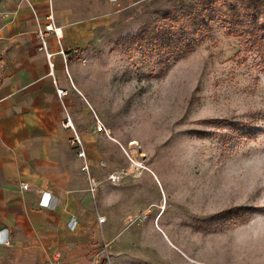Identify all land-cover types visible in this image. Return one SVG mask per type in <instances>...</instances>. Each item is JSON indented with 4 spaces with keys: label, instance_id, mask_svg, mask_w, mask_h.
I'll use <instances>...</instances> for the list:
<instances>
[{
    "label": "rangeland",
    "instance_id": "obj_1",
    "mask_svg": "<svg viewBox=\"0 0 264 264\" xmlns=\"http://www.w3.org/2000/svg\"><path fill=\"white\" fill-rule=\"evenodd\" d=\"M196 1L91 0L66 27L63 54L47 37L64 70L53 78L44 55L49 76L69 86L56 87L64 122L99 183L53 264H264L261 43L219 16L189 49L137 40L164 10ZM96 214L106 220L94 230Z\"/></svg>",
    "mask_w": 264,
    "mask_h": 264
},
{
    "label": "crops",
    "instance_id": "obj_2",
    "mask_svg": "<svg viewBox=\"0 0 264 264\" xmlns=\"http://www.w3.org/2000/svg\"><path fill=\"white\" fill-rule=\"evenodd\" d=\"M90 3L0 0V229L9 228L12 241L11 247L0 246V264H53L51 256L61 249L69 218L74 216L77 228H82L79 204L92 199L73 142L74 132L63 126L65 113L56 97V87L69 86L66 80L59 85L49 76L36 37L51 13L62 40L66 27L76 22L77 11L87 10ZM52 41L57 43L54 35ZM56 51L57 46L51 52ZM55 59L53 78L56 70H63L58 56ZM84 152L90 170L86 149ZM42 191L56 198L53 209L39 207ZM98 216L102 215L96 214L94 230L101 225ZM75 248L82 251L86 245ZM62 264L73 261L66 259Z\"/></svg>",
    "mask_w": 264,
    "mask_h": 264
},
{
    "label": "trees",
    "instance_id": "obj_3",
    "mask_svg": "<svg viewBox=\"0 0 264 264\" xmlns=\"http://www.w3.org/2000/svg\"><path fill=\"white\" fill-rule=\"evenodd\" d=\"M228 5V11L224 6ZM224 17L234 26H242L253 45L261 43L260 51L264 50V0H197L192 5L172 7L164 10L162 15L152 21L148 27L140 31L137 40L149 38L155 42L163 40V44L170 50L190 48L187 41L210 34L213 21ZM153 34V35H152ZM162 37V38H160ZM246 134H252L248 128H243Z\"/></svg>",
    "mask_w": 264,
    "mask_h": 264
},
{
    "label": "built area",
    "instance_id": "obj_4",
    "mask_svg": "<svg viewBox=\"0 0 264 264\" xmlns=\"http://www.w3.org/2000/svg\"><path fill=\"white\" fill-rule=\"evenodd\" d=\"M111 1L113 2L115 0H111ZM46 20H47V23H45L44 25L39 27L36 31V37H37V41H38L37 50H38V52H41L45 55L47 62H48L49 69H50V75L53 76V64L51 62V58L53 57V53L48 51L47 37L49 36V34H53L55 36L57 43L59 45V48H60L59 51L61 54H63V50H62L61 45H60L62 34H61L60 29L56 28L54 26L53 16L51 13L48 14ZM56 90H57L58 97L61 98L62 96H65V94H66L65 91L58 89V88ZM63 126L66 128L72 129L74 132L73 142H74V144L78 145L79 150L77 152V156H78V158L82 159V161H83L81 171L86 176L87 192L90 194V196L92 198H95L99 183L90 174L89 165L86 162L85 152H84V149L82 147L81 140H80L79 136L77 135V133L74 131L72 123H71L69 118H66L65 122L63 123ZM102 128H103L102 125L99 124L98 129L102 130ZM108 180L112 183H115V182L119 181V176L115 175V174H111L108 176ZM26 188H27L26 185H22V189H26ZM56 202H57L56 198L53 196V194L51 192L42 191L40 194V199H39L38 204H39V207H41L43 209H53L56 205ZM97 221L99 224H102L105 222V218L102 216H98ZM77 224H78L77 219L74 216H71L69 218L68 223H67L68 230L74 231L77 228ZM0 246L6 247V248L12 246L11 233H10L9 228H7V227L0 229Z\"/></svg>",
    "mask_w": 264,
    "mask_h": 264
}]
</instances>
